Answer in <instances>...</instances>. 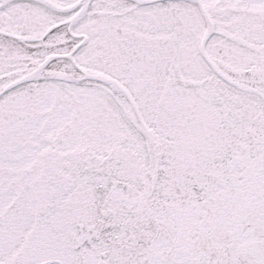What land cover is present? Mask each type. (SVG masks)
Returning a JSON list of instances; mask_svg holds the SVG:
<instances>
[{"label": "snow or ice", "instance_id": "6c2138e0", "mask_svg": "<svg viewBox=\"0 0 264 264\" xmlns=\"http://www.w3.org/2000/svg\"><path fill=\"white\" fill-rule=\"evenodd\" d=\"M0 264H264V0H0Z\"/></svg>", "mask_w": 264, "mask_h": 264}]
</instances>
